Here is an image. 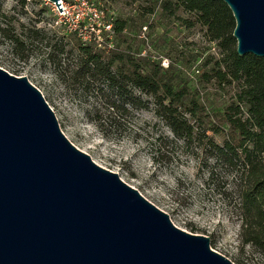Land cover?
<instances>
[{
  "label": "trees",
  "instance_id": "trees-1",
  "mask_svg": "<svg viewBox=\"0 0 264 264\" xmlns=\"http://www.w3.org/2000/svg\"><path fill=\"white\" fill-rule=\"evenodd\" d=\"M25 2L19 0L22 7ZM97 2L101 9L114 10L113 3L130 8L114 16L111 47L104 39L83 43L65 32L52 42L44 27L13 24L4 0L0 36L21 60L29 56L34 40L48 39L45 59L64 86L89 103L85 113L101 131L104 123L152 105L173 138L160 133L151 140L160 147L181 145L199 160L205 186L212 185L229 204L230 195H235L232 206L243 241L264 255V58L236 53L235 21L221 0ZM168 25L189 33L199 29L218 52L210 45L197 49L194 41L183 43L190 49L180 48ZM143 27L155 35L154 54L146 50L145 37L133 32ZM227 183H232L231 190Z\"/></svg>",
  "mask_w": 264,
  "mask_h": 264
},
{
  "label": "water",
  "instance_id": "water-1",
  "mask_svg": "<svg viewBox=\"0 0 264 264\" xmlns=\"http://www.w3.org/2000/svg\"><path fill=\"white\" fill-rule=\"evenodd\" d=\"M221 1L236 53L264 58V0ZM0 264L234 263L72 144L41 91L0 67Z\"/></svg>",
  "mask_w": 264,
  "mask_h": 264
},
{
  "label": "rangeland",
  "instance_id": "rangeland-1",
  "mask_svg": "<svg viewBox=\"0 0 264 264\" xmlns=\"http://www.w3.org/2000/svg\"><path fill=\"white\" fill-rule=\"evenodd\" d=\"M113 4L116 16L130 11L122 4ZM3 9L8 15H14L13 24L21 21L44 27L52 42L58 39L61 32L69 34L74 19L71 10L62 14L48 0H26L23 7L19 0H4ZM168 27L169 35L175 42L182 43L180 48L190 49V45L183 43L194 41L197 49L210 45L212 52H218V48L207 42L199 29L189 33L174 25ZM136 30L133 32L138 33L139 38L145 37L146 50L154 54L155 35H148L145 27ZM47 41L34 40L29 56L21 60L0 36V67L16 76H26L41 91L70 142L88 153L100 166L118 173L124 182L168 213L174 225L208 236L210 247L234 264H264V255L243 241L240 218L232 206L235 195H230L229 204L228 198L217 194L212 185L205 186L206 172L201 171L199 160L181 145L169 143L160 147L151 140L152 135L160 133L173 138L170 129L151 110L152 105L148 110L134 108L131 115L104 123V131H101L85 113L89 103L80 93L76 94L78 98L69 91L45 59L49 51ZM166 63L164 59L162 64ZM232 176L227 177L231 180ZM227 186L231 190L232 183H227Z\"/></svg>",
  "mask_w": 264,
  "mask_h": 264
},
{
  "label": "built area",
  "instance_id": "built-area-1",
  "mask_svg": "<svg viewBox=\"0 0 264 264\" xmlns=\"http://www.w3.org/2000/svg\"><path fill=\"white\" fill-rule=\"evenodd\" d=\"M58 1L62 8V14L71 10L74 17L68 30L69 33H74L83 43H90L94 39L96 41L104 39L107 47L112 46L115 37L113 29L114 10L110 8L101 9L97 0Z\"/></svg>",
  "mask_w": 264,
  "mask_h": 264
}]
</instances>
